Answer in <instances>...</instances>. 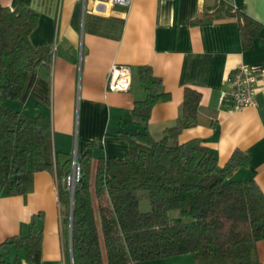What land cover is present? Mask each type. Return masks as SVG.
Instances as JSON below:
<instances>
[{
  "label": "crops",
  "instance_id": "crops-1",
  "mask_svg": "<svg viewBox=\"0 0 264 264\" xmlns=\"http://www.w3.org/2000/svg\"><path fill=\"white\" fill-rule=\"evenodd\" d=\"M0 5L24 6L39 16L30 41L35 48L50 47L51 63L31 71L21 97L5 105L49 122L58 164L74 153L78 162L88 155L123 159L128 144L120 133L147 130L161 138L177 125L184 91L190 89L200 95L197 125L181 130L178 142L198 140L220 168L240 154L246 164L232 172L231 181L252 179L264 193V0H132L105 14L82 0H0ZM229 8L259 24L248 48ZM112 65L129 69L128 91L107 90ZM241 65L257 74L256 105L229 112L220 92L229 90V77ZM143 66L170 96L153 107L147 122L133 114L134 104L145 98L138 81ZM60 183L55 173L40 172L25 196L0 193V246L10 240L25 245L32 233H40L36 249L6 247L4 264H71L70 207L60 202ZM256 256L264 264V241L257 243ZM190 257L157 263L194 264Z\"/></svg>",
  "mask_w": 264,
  "mask_h": 264
},
{
  "label": "trees",
  "instance_id": "trees-1",
  "mask_svg": "<svg viewBox=\"0 0 264 264\" xmlns=\"http://www.w3.org/2000/svg\"><path fill=\"white\" fill-rule=\"evenodd\" d=\"M228 10L248 48L259 24L243 10ZM38 19L24 6L0 5V193L8 197L30 193L36 173H55L61 180L70 172L71 161L57 162L49 122L5 105L21 97L31 71L51 63L50 47L35 48L30 41ZM138 81L145 98L134 104L133 114L147 122L153 107L170 96L150 67L139 68ZM199 102V93L186 89L177 125L159 139L147 130L120 133L128 144L123 159L83 158L72 202L59 184L60 202L71 210V264H141L184 255L194 264H259L264 193L252 179L230 178L245 166V158L235 153L220 168L198 140L178 142L181 130L197 125ZM140 191L147 193V212L140 209ZM14 244L36 249L40 233H32L25 245L21 240L2 244L0 264L6 247Z\"/></svg>",
  "mask_w": 264,
  "mask_h": 264
},
{
  "label": "built area",
  "instance_id": "built-area-1",
  "mask_svg": "<svg viewBox=\"0 0 264 264\" xmlns=\"http://www.w3.org/2000/svg\"><path fill=\"white\" fill-rule=\"evenodd\" d=\"M91 3V9L98 14H105L113 6L128 7L132 0H82ZM53 56V55H52ZM230 88L228 91H221L219 100L226 105L227 111L238 112L245 108L255 106L254 96L256 94L257 74L246 65L239 66L229 77ZM131 85V74L128 68L112 65L107 74L106 87L111 92L128 91ZM81 178V168L74 153L71 158L69 174L61 179V184L69 193L71 202L75 187ZM70 202V203H71Z\"/></svg>",
  "mask_w": 264,
  "mask_h": 264
},
{
  "label": "rangeland",
  "instance_id": "rangeland-1",
  "mask_svg": "<svg viewBox=\"0 0 264 264\" xmlns=\"http://www.w3.org/2000/svg\"><path fill=\"white\" fill-rule=\"evenodd\" d=\"M137 194H138L139 200H140V209H141V211L142 212L149 211L150 207H149V202H148V198H147V193L146 192H143V191H140V192H137ZM171 215L174 216L175 213H172ZM176 260H181V259H176ZM141 264H158V263H157V261H153V262H144V263H141Z\"/></svg>",
  "mask_w": 264,
  "mask_h": 264
}]
</instances>
